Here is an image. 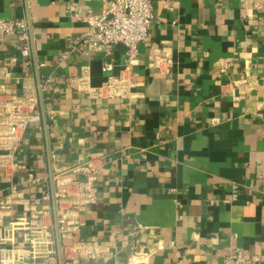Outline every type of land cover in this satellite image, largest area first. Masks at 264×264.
Instances as JSON below:
<instances>
[{"label":"crops","instance_id":"crops-1","mask_svg":"<svg viewBox=\"0 0 264 264\" xmlns=\"http://www.w3.org/2000/svg\"><path fill=\"white\" fill-rule=\"evenodd\" d=\"M109 1L0 0V19H23L30 38L25 58L16 34H0V83L36 90L41 113L0 165V221L43 220L55 240L54 177L82 180L75 169L90 162L97 197L60 239L63 264H222L237 251L264 264V0H152L124 100L81 86L118 75L126 48L73 44L82 16ZM163 47L166 71L150 66ZM54 250L27 264H59Z\"/></svg>","mask_w":264,"mask_h":264},{"label":"built area","instance_id":"built-area-1","mask_svg":"<svg viewBox=\"0 0 264 264\" xmlns=\"http://www.w3.org/2000/svg\"><path fill=\"white\" fill-rule=\"evenodd\" d=\"M262 9L259 3L255 4ZM153 18L152 0H111L108 7L101 13L88 10L82 21L86 30L73 42L81 48L94 49L105 55H111L117 45H123L125 65L121 72L109 77L98 87L82 88L93 97L124 100L127 98L133 84L130 65L138 54L139 43L146 40ZM0 34H16L21 44L22 57L29 58L30 38L28 27L23 19H0ZM172 65L171 55L167 47L159 49L150 56V66L166 71ZM107 69V65L103 67ZM49 79L39 83V90L46 89ZM36 90L26 91L22 97H17L8 85L0 83V165L12 161L19 147L22 134L28 123L40 122ZM75 171L86 173L82 180L72 179L69 175L60 174L54 177V197L57 214V224L60 239L68 238L72 226L77 224L78 213L96 199L95 168L90 162L76 167ZM16 192L14 188L12 190ZM12 194V193H11ZM10 194V195H11ZM45 198H49L46 194ZM8 207L7 200L0 202V209ZM49 226L37 219L31 220L17 214L10 221H0V264H27L29 261L46 262L55 255V240L47 231ZM21 233V236L19 235ZM22 244L16 246L18 237ZM83 250L75 246L76 253L82 256L94 257L97 251L89 245L82 244ZM93 249V250H92ZM139 250L133 249L130 257L132 263L141 261ZM222 264H260L258 259L249 260L241 251L229 253Z\"/></svg>","mask_w":264,"mask_h":264},{"label":"water","instance_id":"water-1","mask_svg":"<svg viewBox=\"0 0 264 264\" xmlns=\"http://www.w3.org/2000/svg\"><path fill=\"white\" fill-rule=\"evenodd\" d=\"M44 115V113H43ZM53 210H54V225H55V241H56V247H57V257H58V263L63 264L62 261V254H61V242H60V236L58 231V224H57V214H56V205H55V197H54V189H53Z\"/></svg>","mask_w":264,"mask_h":264}]
</instances>
